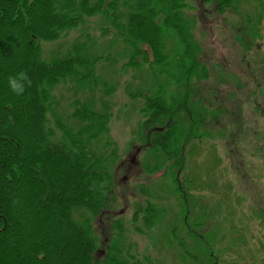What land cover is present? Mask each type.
<instances>
[{
	"label": "trees",
	"instance_id": "16d2710c",
	"mask_svg": "<svg viewBox=\"0 0 264 264\" xmlns=\"http://www.w3.org/2000/svg\"><path fill=\"white\" fill-rule=\"evenodd\" d=\"M211 1L223 13L240 0ZM187 7V0H0V264H96L98 244H105L102 264H159L151 254L131 252L120 219L113 221L107 243L98 237L97 220L112 200L119 158L109 125L116 87L98 68L110 69L123 56L122 69H153L147 91L127 93L142 100L139 132L148 130L150 140L139 148L152 160L144 169H165L169 192L180 201L176 223L165 224L163 206L147 200L132 216L133 229L147 236L149 248L173 249L180 264H219L214 233L200 234V215L191 223L186 219L193 179L184 173L180 182L177 175L186 168L188 142L201 137L202 120H189L188 126L174 117L177 98L166 90L183 88L206 70L192 38L193 21L184 15ZM95 17L101 37L113 35L109 45L88 32ZM260 18L245 16L246 32L238 39L246 49L243 39L259 35ZM73 31L78 36L64 51L42 58L41 41ZM21 71L31 85L16 95L7 79ZM60 83L75 90L65 116L52 95ZM195 112L190 109L193 117Z\"/></svg>",
	"mask_w": 264,
	"mask_h": 264
},
{
	"label": "rangeland",
	"instance_id": "374dc122",
	"mask_svg": "<svg viewBox=\"0 0 264 264\" xmlns=\"http://www.w3.org/2000/svg\"><path fill=\"white\" fill-rule=\"evenodd\" d=\"M209 1L200 5L198 0H187L189 7L184 9V15L193 21L192 38L199 44L197 56L205 73L188 80L183 88L166 87L167 95L177 98L174 117H183L188 126L189 120H202L198 129L202 138L188 142L186 168L177 171L180 182L184 173L193 179L186 219L191 223L200 215L205 223L200 234L214 233L219 264H264V0H240L235 9L223 13ZM247 14L261 18L259 35L243 39L246 49L238 38L246 32ZM88 26L92 37H99L102 45L110 44L113 35L107 32L101 37L98 17L90 18ZM77 36L73 31L55 41H41L42 58L64 51ZM120 49L112 50L111 57ZM124 58H117L110 69L103 64L98 68L101 77L116 87L110 97L113 115L109 125L119 149L112 200L97 220L98 237L106 238L107 243L113 236V221L120 219L126 228L125 245H131L132 253L151 254L159 264H180L173 249L149 248L147 236L136 232L131 222L135 210L147 200L163 206L165 224L174 222L180 201L169 192L170 178L165 177V169L150 174L144 169L146 161L152 160L139 148L144 139L150 140L148 130L139 132L142 100H132L127 93L147 91L151 84L148 71L153 69H122ZM74 91L62 83L52 90L59 102L56 111L62 116L70 111ZM191 108L197 111L194 117ZM210 113L217 114L212 121ZM62 230L60 227L59 232ZM177 234L181 232L177 230ZM97 247L96 264H102L105 244Z\"/></svg>",
	"mask_w": 264,
	"mask_h": 264
},
{
	"label": "clouds",
	"instance_id": "9594fccd",
	"mask_svg": "<svg viewBox=\"0 0 264 264\" xmlns=\"http://www.w3.org/2000/svg\"><path fill=\"white\" fill-rule=\"evenodd\" d=\"M8 87L16 95H22L27 86L31 85V80L25 72H18L7 79Z\"/></svg>",
	"mask_w": 264,
	"mask_h": 264
}]
</instances>
